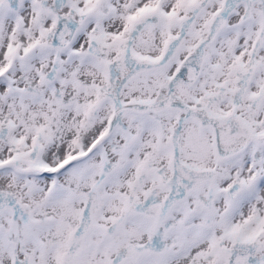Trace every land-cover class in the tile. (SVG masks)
<instances>
[{"label": "snow or ice", "instance_id": "6c2138e0", "mask_svg": "<svg viewBox=\"0 0 264 264\" xmlns=\"http://www.w3.org/2000/svg\"><path fill=\"white\" fill-rule=\"evenodd\" d=\"M0 264H264V0H0Z\"/></svg>", "mask_w": 264, "mask_h": 264}]
</instances>
